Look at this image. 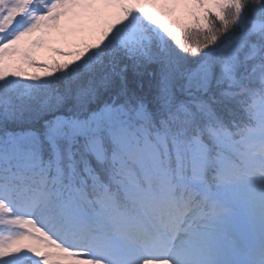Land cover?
<instances>
[{"label":"snow or ice","instance_id":"1","mask_svg":"<svg viewBox=\"0 0 264 264\" xmlns=\"http://www.w3.org/2000/svg\"><path fill=\"white\" fill-rule=\"evenodd\" d=\"M0 264H264V0H0Z\"/></svg>","mask_w":264,"mask_h":264}]
</instances>
